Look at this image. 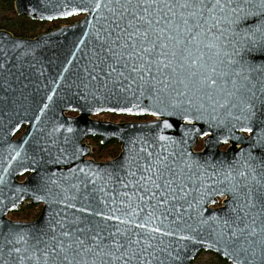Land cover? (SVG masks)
I'll use <instances>...</instances> for the list:
<instances>
[{
  "label": "water",
  "instance_id": "95a60500",
  "mask_svg": "<svg viewBox=\"0 0 264 264\" xmlns=\"http://www.w3.org/2000/svg\"><path fill=\"white\" fill-rule=\"evenodd\" d=\"M15 9L84 17L33 38L0 29V264H191L203 250L264 264V0ZM95 135L120 154L87 159ZM27 203L38 218L9 216Z\"/></svg>",
  "mask_w": 264,
  "mask_h": 264
},
{
  "label": "trees",
  "instance_id": "16d2710c",
  "mask_svg": "<svg viewBox=\"0 0 264 264\" xmlns=\"http://www.w3.org/2000/svg\"><path fill=\"white\" fill-rule=\"evenodd\" d=\"M55 22H44L33 20L25 15H20L15 9V0H0V29H5L19 37L33 38L40 33L51 29ZM99 149L96 152V158L108 160L116 157L121 151V144L112 140L107 144H102L97 140ZM42 206L39 204H27L18 211L10 213V217L18 220H33L40 215ZM191 264H231L227 259L222 258L212 251H201Z\"/></svg>",
  "mask_w": 264,
  "mask_h": 264
},
{
  "label": "flooded vegetation",
  "instance_id": "af4514ba",
  "mask_svg": "<svg viewBox=\"0 0 264 264\" xmlns=\"http://www.w3.org/2000/svg\"><path fill=\"white\" fill-rule=\"evenodd\" d=\"M83 17H84L83 15H77V16H73V17H70V18L56 19V20H53V21L40 20V21H44V22H50L51 24H53L55 22V24H53L54 26H51V25L45 23L46 25H49L52 28L49 29V30H46V31H44L42 33H46V32L52 31L54 29H57L59 27L65 26V25L74 24L77 21L81 20ZM42 33H40V34H42ZM67 114L68 115H72V116H77L79 113L76 112V111H71V112H68ZM104 116H108V118H106ZM92 117L95 118V119H98V120H110V121L120 122V123H122V122H145V121H153V120L157 119V117L152 116V115L135 116V115H120V114H116V113H99V114L93 115ZM26 128H27V125H23V127L20 129V131L15 135V139H18L24 133ZM246 136H249V133H246ZM98 139L101 140V138L98 135H95V136H88L84 140V142L87 143V145L91 146V154L87 155L86 158L87 159H93L95 161H108V160H110V159H108V160H100V159L96 158V152L99 149V145L97 144V140ZM101 143H102V141H101ZM102 144H107V143H102ZM229 146H230V144H227V143L221 144L220 145V149L221 150H227L229 148ZM194 149L197 152L203 151L205 149V137L199 139V141L195 145ZM111 159H113V158H111ZM28 175H29V173H27V174H25L23 176H20L19 179L20 180H24ZM223 200H224V198H219L218 204L215 205L214 207L217 208V207L222 206L223 205ZM27 204H34V203H27ZM27 204H24V205H27ZM24 205H22V206H24ZM41 211H42V208H41ZM41 211H40V214H41ZM258 228H259V232H261V230L264 228V226H259ZM261 237H262V235L260 236V239H261Z\"/></svg>",
  "mask_w": 264,
  "mask_h": 264
},
{
  "label": "rangeland",
  "instance_id": "374dc122",
  "mask_svg": "<svg viewBox=\"0 0 264 264\" xmlns=\"http://www.w3.org/2000/svg\"><path fill=\"white\" fill-rule=\"evenodd\" d=\"M104 117L108 118V116H104ZM12 219H13V218H12Z\"/></svg>",
  "mask_w": 264,
  "mask_h": 264
}]
</instances>
